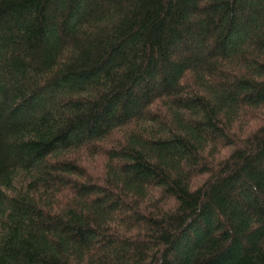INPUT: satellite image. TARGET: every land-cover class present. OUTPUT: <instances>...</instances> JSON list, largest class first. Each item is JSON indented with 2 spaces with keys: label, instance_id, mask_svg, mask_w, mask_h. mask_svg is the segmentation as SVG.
I'll return each mask as SVG.
<instances>
[{
  "label": "trees",
  "instance_id": "obj_1",
  "mask_svg": "<svg viewBox=\"0 0 264 264\" xmlns=\"http://www.w3.org/2000/svg\"><path fill=\"white\" fill-rule=\"evenodd\" d=\"M0 264H264V0H0Z\"/></svg>",
  "mask_w": 264,
  "mask_h": 264
},
{
  "label": "rangeland",
  "instance_id": "obj_2",
  "mask_svg": "<svg viewBox=\"0 0 264 264\" xmlns=\"http://www.w3.org/2000/svg\"><path fill=\"white\" fill-rule=\"evenodd\" d=\"M46 105H47V107H50V102L48 101V99L46 101Z\"/></svg>",
  "mask_w": 264,
  "mask_h": 264
}]
</instances>
